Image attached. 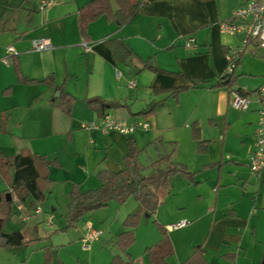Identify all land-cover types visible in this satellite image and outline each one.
<instances>
[{
	"label": "crops",
	"instance_id": "1",
	"mask_svg": "<svg viewBox=\"0 0 264 264\" xmlns=\"http://www.w3.org/2000/svg\"><path fill=\"white\" fill-rule=\"evenodd\" d=\"M40 1L0 0V152L14 154L28 150L56 161V165L50 167L51 183L46 189L47 197L54 200L50 210L44 205L41 212L29 213L16 202L14 216L8 221L12 222V230L20 228L25 240L40 237L39 228L44 218L49 222L52 216L49 223L53 224L59 207L61 216L66 213L72 184L81 190L95 189L100 185V170L122 169L129 140L141 153L146 151L147 154L153 149L156 159L153 145L159 138L167 148L172 146L170 143L175 145L174 159L196 171L198 181L190 183L177 174L157 193L156 213L161 212V223L166 226L174 248L167 264H181L192 253L193 246L198 245L204 248V256L210 264H227L222 257L226 252H235L236 264H240L242 246L255 242L253 217L257 189L248 159L255 148L258 111L264 99L258 101L259 108L254 102L252 108L241 110L232 105L231 93L225 87H213L218 77L224 75L226 51L240 39L221 34L218 24L231 17L240 0H146L128 24L119 26L104 16L90 23L86 39L91 46L88 52L82 47L84 39L78 30V12L90 0H48L43 9L39 8ZM185 36L195 38V49H185ZM40 38L49 39L51 48L33 51V41ZM108 39H123L134 55L125 63L116 62L106 42ZM10 45L16 49V54L6 55ZM3 58L8 60L7 64ZM13 58H17L22 74L29 79L40 80L52 75L56 84L64 83L65 91L75 98L71 114L53 105L59 96L54 85L19 83L12 66ZM145 60L169 73L143 68ZM235 74L238 78L233 88L247 89L236 85L242 73L235 71ZM131 80L132 87L128 85ZM139 83V89L135 90ZM185 84L194 86L176 96L153 90ZM142 87L150 91L145 93L148 101L141 100V105L137 106ZM98 97L125 104L106 113L120 119L147 120L149 128L128 134L82 129V122L100 118L86 102ZM193 121L199 123L201 137L208 140L204 154L196 150L191 135ZM210 163H219V166L204 168ZM193 186L199 192L198 197L206 202L204 214L209 219V232L198 245L191 241L183 244V226L189 216L185 205L175 199L181 192L191 191L189 188ZM167 202L176 214L163 215L160 206ZM115 209L117 220L122 208ZM86 215L82 218L80 240L86 223L91 224ZM171 216L175 219L171 220ZM176 224L182 225L173 227ZM64 225L65 221L59 227ZM93 225L102 234L91 244L101 241L106 231L105 240L112 242L122 230L118 226L115 234L110 222L106 230L96 222ZM147 234L146 247L160 238L159 232ZM132 264H150V261L141 256Z\"/></svg>",
	"mask_w": 264,
	"mask_h": 264
},
{
	"label": "trees",
	"instance_id": "2",
	"mask_svg": "<svg viewBox=\"0 0 264 264\" xmlns=\"http://www.w3.org/2000/svg\"><path fill=\"white\" fill-rule=\"evenodd\" d=\"M111 1L115 3L113 9ZM146 0H90L80 7L78 12V30L83 39L89 38L88 27L90 23L104 16L107 20L116 22L119 26L130 23L140 12V8ZM112 51V57L116 62L125 63L133 55L131 48L123 39L106 40ZM242 58V57H241ZM241 60V59H240ZM239 60V62H240ZM143 68H149L161 73H169L151 64L149 60L142 62ZM239 64V63H238ZM12 66L19 83H48L54 85L59 91V96L53 105L65 114L70 115L75 98L65 91L64 83L56 84L52 75L43 79H29L22 74L19 61L13 58ZM171 73V72H170ZM238 75H220L213 87H225L229 93L237 91L243 93L241 88H233ZM194 84H185L175 88H154V92H169L171 96L188 90ZM87 104L92 107L98 116L102 117L108 110L125 106L119 101H108L100 97L87 99ZM151 111V110H150ZM191 135L196 142V150L204 154L208 149V140L201 137L200 126L197 121L191 124ZM159 143V146L156 144ZM162 139L154 143L157 158L150 160L149 164H143L139 160L141 150H138L132 140L128 141L127 153L124 156L122 169L114 171L103 169L98 172L100 185L95 189L81 190L76 184H72L69 191V204L65 214V225L59 230H67L78 223L82 218L109 202L115 201L123 204L130 197L138 202V208L126 215L121 225L123 229L116 237V245L120 252L115 253L107 264H132L133 259L128 249L135 241V228L143 215H155L159 199L157 193L161 188L167 187L172 176L177 174L186 178L190 183L197 184L196 171L189 169L184 163L174 159L175 145L170 143V148L165 147ZM45 155L32 153L28 150H20L14 154L0 152V178L6 188L0 190V248H11L28 245L32 240H25L21 229L8 231L6 225L14 214V206L21 203L29 212H35L37 206H44L47 195L46 189L51 183L50 167L56 165V161ZM219 166V163L204 165V168ZM150 170V171H149ZM15 197V199L13 198ZM53 220V218H52ZM154 223L160 233V238L145 248L150 264H167V258L174 253V248L168 230L165 225L157 221ZM222 257L227 264H236L237 254L226 252ZM50 249H44V260L39 264H50ZM181 264H210L204 256V248L201 245L193 246L192 253Z\"/></svg>",
	"mask_w": 264,
	"mask_h": 264
},
{
	"label": "rangeland",
	"instance_id": "3",
	"mask_svg": "<svg viewBox=\"0 0 264 264\" xmlns=\"http://www.w3.org/2000/svg\"><path fill=\"white\" fill-rule=\"evenodd\" d=\"M111 5L112 7H115V3L113 1H111ZM236 72L237 74L242 73V76L239 77V81L236 85L246 87L251 91L249 109L255 106V104L259 108L260 105L257 100L256 91L261 88V86H264V52L260 51V53H256L254 55L248 53L244 54ZM139 87L140 83L137 85L135 90L137 88L139 89ZM130 91L131 90H128L127 93H130ZM145 93H150V91L147 87H142L137 106L141 105V100H145L144 102L148 101V94ZM133 110L136 111V109ZM151 150H148L147 154L145 153L146 151L140 153L139 160L143 164H149L150 160L154 159ZM253 178V184L257 189L256 193H254L256 197L254 212L256 214L253 217L255 242L242 246V252L239 255L240 264H261L264 251V170L259 174L253 173ZM5 187L6 185L0 178V190L5 189ZM189 189H191V191L188 190L185 193L183 191L180 195H176L175 199L185 205L184 210L189 216L183 226V244L186 241H191L198 245L197 242L202 243L205 241L209 232V219L204 214L206 202L204 199L201 200L198 197L199 192L196 190L195 186ZM175 199L173 198L171 200L175 201ZM52 201L54 200L51 197H47L44 204L47 210H50L53 205ZM168 204L169 202H167V204L163 207L160 206V211H162L163 215L168 216L176 214V210H174L173 207L171 208V203L169 205ZM115 207L122 208L120 213L121 215H119V219L117 220ZM137 208L138 202L135 198L130 197L123 204L111 201L109 205L94 212H90L86 215V217H88V220L92 225L96 222L99 226H101L100 228H103L102 230H106L110 222V225L113 224L110 228H113L115 232L118 226H120V229H123L121 222L128 213L134 212ZM129 209L131 211H128ZM181 210H183V208ZM61 211L62 208L59 207L55 213L53 224L47 222L45 218L42 220L39 228L40 237H36V239L32 240L28 245L0 248V264H39L44 260V249L46 247L50 249V264H106L114 253L120 252L114 238L112 239V242H107L105 240V237L108 235L107 231L105 236H101V241H97L89 245V247H92V250L84 249L83 243L79 239V233L83 225L82 220L76 223L74 227L69 228L67 232H63L59 230V226L65 221V219L61 216ZM155 215L148 217L145 215L142 216L135 228V241L128 249L129 254L136 256L140 255V257L142 256V258H145L146 261H149V257L145 253V247L148 243H146L144 237H146V235H148L147 233L151 231H155L158 234L159 231L157 230L153 220L156 218L157 221L161 223V212H159V214L155 213ZM196 216L199 218L194 219ZM171 217V220L175 219L173 216ZM193 220H196V222L194 223ZM171 222L175 224L177 221ZM12 228V222L10 221L6 225V229L12 230ZM211 247L216 249L214 244H212ZM243 249L247 251L244 253ZM209 251L212 253V250ZM140 257H136L135 259L133 257V262L139 260Z\"/></svg>",
	"mask_w": 264,
	"mask_h": 264
},
{
	"label": "built area",
	"instance_id": "4",
	"mask_svg": "<svg viewBox=\"0 0 264 264\" xmlns=\"http://www.w3.org/2000/svg\"><path fill=\"white\" fill-rule=\"evenodd\" d=\"M48 5V0H41L39 8L43 9ZM221 34L230 36H239V42L228 48L225 54L226 67L224 75L232 74L238 67L241 57L248 54L264 52V0H240V5L233 10L231 17L227 20H222L218 24ZM184 47L187 50L196 48V40L192 36H185ZM51 43L47 38H40L33 41L31 49L33 51H42L51 48ZM84 52L91 49L90 43L85 39L82 41ZM16 49L10 45L6 48V55L16 54ZM4 63H8L6 58H3ZM129 86H134V82H129ZM243 93L232 91L231 103L241 110H246L250 103V92L245 88H241ZM257 100L260 102L264 96V86L256 91ZM259 119L255 133V148L249 155V167L253 173L259 174L264 170V108L261 107L258 111ZM149 122L144 119L133 118L130 120L117 118L109 113L104 114L98 120L84 121L80 124L82 129L98 130L102 133L112 131L128 134L137 129H148ZM22 206H19V208ZM42 207L37 206L36 213L41 212ZM52 216L49 217V222H52ZM182 224L173 225L179 227ZM102 231L94 228L90 223H86L85 232L81 239L84 249H89V245L99 239Z\"/></svg>",
	"mask_w": 264,
	"mask_h": 264
},
{
	"label": "water",
	"instance_id": "5",
	"mask_svg": "<svg viewBox=\"0 0 264 264\" xmlns=\"http://www.w3.org/2000/svg\"><path fill=\"white\" fill-rule=\"evenodd\" d=\"M58 95H59V91L56 92V96H58ZM261 264H264V251H263V256H262Z\"/></svg>",
	"mask_w": 264,
	"mask_h": 264
}]
</instances>
